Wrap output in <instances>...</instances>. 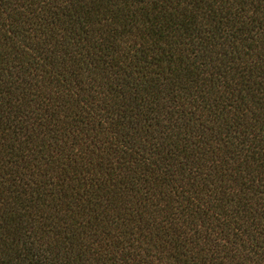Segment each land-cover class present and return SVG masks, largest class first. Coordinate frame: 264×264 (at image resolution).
Listing matches in <instances>:
<instances>
[{
    "label": "trees",
    "instance_id": "trees-1",
    "mask_svg": "<svg viewBox=\"0 0 264 264\" xmlns=\"http://www.w3.org/2000/svg\"><path fill=\"white\" fill-rule=\"evenodd\" d=\"M0 264H264V0H0Z\"/></svg>",
    "mask_w": 264,
    "mask_h": 264
}]
</instances>
